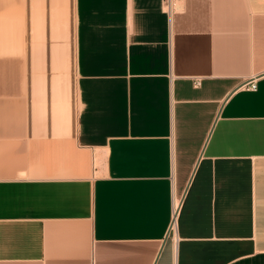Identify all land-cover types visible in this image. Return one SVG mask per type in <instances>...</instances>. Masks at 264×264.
I'll use <instances>...</instances> for the list:
<instances>
[{
  "label": "crops",
  "instance_id": "1",
  "mask_svg": "<svg viewBox=\"0 0 264 264\" xmlns=\"http://www.w3.org/2000/svg\"><path fill=\"white\" fill-rule=\"evenodd\" d=\"M174 1L0 0V264H264V0Z\"/></svg>",
  "mask_w": 264,
  "mask_h": 264
},
{
  "label": "built area",
  "instance_id": "2",
  "mask_svg": "<svg viewBox=\"0 0 264 264\" xmlns=\"http://www.w3.org/2000/svg\"><path fill=\"white\" fill-rule=\"evenodd\" d=\"M175 5L174 0H167V9L168 11ZM197 86L200 85L199 82L196 83ZM240 88L245 89L247 91H256L257 83L255 79L245 83ZM182 198L173 197V205H172V213H171V221L169 226L168 238L172 239L174 242L178 239V217L180 214L181 206H182Z\"/></svg>",
  "mask_w": 264,
  "mask_h": 264
}]
</instances>
